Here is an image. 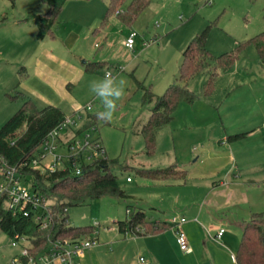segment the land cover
I'll use <instances>...</instances> for the list:
<instances>
[{"label": "rangeland", "instance_id": "1", "mask_svg": "<svg viewBox=\"0 0 264 264\" xmlns=\"http://www.w3.org/2000/svg\"><path fill=\"white\" fill-rule=\"evenodd\" d=\"M109 1L67 0L53 26L56 38L49 40L36 39L35 36L38 29L34 19L47 10L42 0H0V127L22 103V98L16 95L12 87L15 76L16 80L21 79L25 71L22 66L16 68L15 61L6 63L3 60L15 45L26 46L28 53L33 52L32 59L41 48L51 49L69 58L82 49L92 59L94 56L99 57L105 46L102 34H106L112 44L109 50H105L108 62L96 68L91 78H103L105 72L122 77L127 81L126 94L118 102L113 120L99 124L89 131V135L91 140L101 143L104 156L114 161L109 166L110 172L116 177L125 196H105L69 207L67 218L72 227L94 226L97 240L91 250L97 251V254L93 262L86 264H134V261L138 264L139 253L145 244H136L133 240H142L144 236L120 234L115 222L128 217L126 208H143L149 220L179 218L185 215V210L197 208L199 203L196 202L192 174L208 171L213 166L209 160L202 164H195L194 160L203 144L208 145V139L216 134L219 135L215 140L218 145L221 143L220 133H248L245 138L229 143L237 149L243 145L250 149L251 166L248 171L258 181L255 184L257 189L250 192L251 211H264V64L255 47L248 43L255 33L264 30V0H150L130 25L122 24L116 18V12L107 16L106 22L102 23ZM127 2L125 0L116 11L123 10ZM71 29L78 39L70 49L65 46V37ZM203 31L206 34V48L212 55L235 53V61L229 68L217 70L213 89L208 95L202 94L208 78L206 71L199 72L183 84L197 98L192 103L180 102L177 105L169 129L165 128L157 134L155 153L147 156L139 122L147 119L149 105L142 104L141 91L136 89L137 85L130 87L134 84L130 77L133 67L129 69L125 61L132 54L137 57L134 75L138 79L137 83L143 84L145 88H149L151 83L155 87L158 80L165 76L172 77V83L178 76L182 59V50H178V46L183 39L188 43L194 35ZM131 32L136 33L133 53L127 52L124 47H115V43L125 41ZM143 42L150 45L142 47ZM123 67L125 70L118 73V68ZM26 72L30 73V69ZM84 82L74 88L78 94V110L88 101L84 97L89 92L88 84ZM151 90L155 93V90ZM30 99L38 109L48 105L35 95ZM70 109L72 105L65 104L62 111L70 114ZM99 111H103V105L95 97L92 109L83 112L81 120L76 119L77 123L83 124L87 116L85 113ZM193 147H196L195 150ZM229 154L232 156L233 152ZM259 160L262 166L256 164ZM163 168L179 169L184 178L152 180L137 174L139 169ZM127 177L130 182H126ZM23 186L31 190L28 184ZM239 212L236 209L225 211L229 223L222 224L232 240L233 256L241 236L231 216ZM217 215L225 220L222 214ZM212 240L216 242V239ZM202 247L203 252L218 253L219 246L216 243ZM0 251L4 256L14 253L8 246V239L2 235ZM87 251L74 259V264H85L83 258ZM171 255L174 261L187 260L178 248ZM226 256L228 258L229 253ZM220 258V264L228 262L224 256Z\"/></svg>", "mask_w": 264, "mask_h": 264}, {"label": "trees", "instance_id": "2", "mask_svg": "<svg viewBox=\"0 0 264 264\" xmlns=\"http://www.w3.org/2000/svg\"><path fill=\"white\" fill-rule=\"evenodd\" d=\"M42 1L47 10L34 19L38 29L36 37L39 39L52 38L53 26L67 0ZM124 1L110 0L102 23L106 22L107 16L116 12V18L122 24L130 25L150 2V0H128L123 10L116 11ZM205 41L206 34L203 31L188 42L182 51L178 76L163 94L156 96L149 88L139 84L138 88L142 91V104H152L150 116L140 129L145 155L151 156L155 153L157 134L170 124L177 105L180 102L192 103L196 100V95L183 84L199 72L206 71L208 78L202 94L208 95L213 89L217 70L227 69L235 61V53L212 55L207 50ZM248 43L255 47L260 61L264 64V30L253 35ZM89 65L91 64L86 66L87 71L93 72L94 70L90 69ZM63 118V112L57 107L48 105L38 109L29 100H25L0 127V157L10 165L25 160L46 133ZM97 122V115L90 114L86 125L82 128L96 127ZM245 135L246 133L229 135L226 140L236 141ZM112 163L114 161H109L106 157L95 159L84 167L82 174L77 176L73 175L69 168L52 173H40L38 170L23 167L22 174L32 179V190L52 201L50 225L46 229H39L31 217L22 215L12 217L0 205V229L7 236L13 232L28 236L32 239L33 252L44 249L49 240L90 237L94 232V226L83 228L70 226L67 209L95 198L105 196L123 198L125 196L118 186L116 177L110 172L109 166ZM137 174L152 180L184 178L182 171L173 168L139 169ZM126 210H129L128 217L123 221L115 222L120 234L158 233L171 227V224L167 222L150 221L140 207H133L132 210L126 208ZM234 260L236 264H264V211L252 212L249 220L244 222Z\"/></svg>", "mask_w": 264, "mask_h": 264}, {"label": "crops", "instance_id": "3", "mask_svg": "<svg viewBox=\"0 0 264 264\" xmlns=\"http://www.w3.org/2000/svg\"><path fill=\"white\" fill-rule=\"evenodd\" d=\"M72 30L73 29L69 30V34L65 37V40H67L65 46L70 49L72 46H74L78 39V36ZM102 36L104 38L105 46L99 53V57L94 56L92 59H89L90 55H88V53L82 49L78 51L77 55H72V57L69 58L65 56L63 57L62 54L47 48H41L40 51L34 55V59H32L31 57L33 52L28 53L29 51L27 50L26 46L19 44L15 45L14 47L12 46L13 49L10 50L8 56H4L5 59L3 60L6 63L15 61L16 68L17 66H22V70L25 71L23 78L16 80L15 76L14 84L12 83V90L17 96L22 98V103L25 100H29L32 104H34L30 98L35 95L39 99L43 100V102H46L50 106L57 107L61 111L65 104L72 105L70 114H65L63 111L62 112L64 116L74 114L79 108V105H77L78 94L76 93V90L74 91V88L79 86L83 81H85L84 83L88 84V82L92 79L91 74L93 72H88L86 66L91 64L88 67L95 70L96 68L103 67L108 62L105 58V50H109L111 48L110 45L112 44L109 42L106 34H102ZM45 38L54 40L56 38L54 31L52 38ZM123 42L124 41H118L115 43V47L120 49L121 47H124L127 52L133 53L134 47L132 49H128L124 46ZM187 44V41L183 39V42L178 46V50L183 51L186 47L185 45ZM136 59L137 57L135 55H130L125 61V66H127L129 69H132L133 67V72L130 77L132 83L134 84H131L130 87L132 88L133 85H137L136 89L139 90V84L137 83L138 79L134 75V65L136 63ZM56 67L58 69H56ZM27 69H30V73L26 72ZM122 69V71L125 70L124 67ZM105 74L106 72L104 73V76ZM171 78L172 77L169 78V76L160 78L157 82L158 84L156 83L155 87L153 85L154 83H151L149 86L150 91L152 92L151 89L155 90L156 94L153 92L152 93L156 96L163 94L167 87L171 84ZM141 85L145 87L143 84ZM161 90L164 91L159 94ZM141 96L142 91L140 97ZM84 97L86 100H88L85 105L95 100V96L90 92L86 93ZM151 108L152 104L151 106L149 105L148 116L145 117L147 119H142V121L139 122V129H141L142 125L148 120ZM83 112L84 111L81 110L80 115ZM85 114L87 116L85 117L86 120L81 125L82 127L86 125L88 115H90L88 113ZM94 114L97 115V113ZM101 123H105V121L98 119L97 126ZM169 125L166 127L167 129H169ZM247 134L248 133H246L245 136H247ZM218 136L219 135L216 134L215 136L210 137L207 142L208 145L203 144L194 160L195 164H198V162L202 164L203 162L209 160L210 165L213 167L208 171L201 173L194 172L192 174L195 179L194 191L196 192L195 194L197 197L196 202L199 203V205L197 208L185 210L183 212L185 214L183 217L186 219V221L181 226L187 238V243L191 249V253H183L184 258L187 259L186 262H178L176 259L174 261V258H172L171 254L173 250H176L177 248L179 249V247L176 244L174 232L171 227L158 233L140 234L141 236H144L142 240H133V243L139 244L143 242L145 244L144 249L142 248V251L140 250L141 253L139 254H141L140 256L144 257L149 262V264H220V257L223 256L228 261L226 264H236L232 253L234 250V247L231 244L232 240L230 239L228 232L226 230L224 231V227L222 225L223 222L229 223L227 220L228 215L224 212L234 209L240 210L238 214L230 216L234 217L235 221L233 223L239 229L241 236L244 222H247L249 220L248 216L251 215L252 212H255L251 211L250 192L254 189H257L255 184L258 181L255 176L249 175L250 173L248 170L251 166V159L249 160V157L252 153H250L248 146L243 145L242 148L237 149L234 144H231L226 140V137L229 135H222V133H220V136H222L220 139L221 143L217 145L215 140L218 138ZM195 148L196 147H193L194 150ZM230 152H233L232 156L229 154ZM261 160H259V162L256 164L262 166ZM150 208L157 211V209L153 207ZM219 213L224 216L225 220H223L221 216L219 217L217 215ZM233 214L234 213L232 212V215ZM150 221L170 223V220H163L160 218ZM221 229L223 230V233L219 239H216V234ZM211 237L216 239V242L212 240ZM129 242L131 243L132 241ZM213 243H216L219 246L217 254L209 251L207 253L203 252V245L205 246L206 244ZM200 246L202 249H200ZM237 248L238 245L236 250ZM87 250L88 251L86 254H84L83 258L85 260V264L86 262H93V259L97 254V251H92L91 248ZM194 252H196V255H192ZM227 253H229L228 258L226 256ZM8 257L9 256H4L1 253L0 264H2Z\"/></svg>", "mask_w": 264, "mask_h": 264}, {"label": "built area", "instance_id": "4", "mask_svg": "<svg viewBox=\"0 0 264 264\" xmlns=\"http://www.w3.org/2000/svg\"><path fill=\"white\" fill-rule=\"evenodd\" d=\"M135 32H131L123 42L128 49L133 48ZM143 42L142 47H148ZM123 69L118 68V72ZM92 102L87 103L74 114L64 116L62 121L50 129L32 153L14 165L6 163L0 157V205L12 216L31 217L39 229H46L51 222L50 211L52 201L41 193L32 190V179L22 174L23 167L38 170L40 173H52L56 170L69 168L73 175L82 174L84 167L95 159L105 157L104 149L97 140H91L89 131L95 126L83 129L78 121L81 120L80 111H90ZM82 135V138L79 136ZM27 179V180H26ZM130 178H126L129 182ZM23 184H28V191ZM129 210H126L128 213ZM184 217H172L171 229L175 241L184 254L191 253L187 238L181 226L185 223ZM223 230H219L216 239H219ZM0 235L8 239V246L14 250L2 264H74V259L82 255L87 249L96 245L97 234L94 229L88 238H66L49 240L44 249L32 251V242L28 236L13 232L7 236L1 229ZM138 264H149L142 256L138 257Z\"/></svg>", "mask_w": 264, "mask_h": 264}, {"label": "clouds", "instance_id": "5", "mask_svg": "<svg viewBox=\"0 0 264 264\" xmlns=\"http://www.w3.org/2000/svg\"><path fill=\"white\" fill-rule=\"evenodd\" d=\"M118 82V83H117ZM127 81L111 73H106L103 78L92 79L88 82L89 92L98 98L103 111L97 112V118L111 122L118 108V102L125 96Z\"/></svg>", "mask_w": 264, "mask_h": 264}]
</instances>
